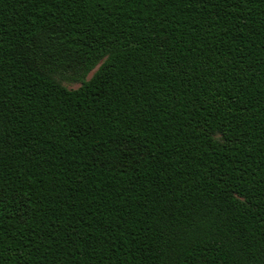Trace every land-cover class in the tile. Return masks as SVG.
Wrapping results in <instances>:
<instances>
[{"label":"trees","instance_id":"trees-1","mask_svg":"<svg viewBox=\"0 0 264 264\" xmlns=\"http://www.w3.org/2000/svg\"><path fill=\"white\" fill-rule=\"evenodd\" d=\"M0 264H264V0H0Z\"/></svg>","mask_w":264,"mask_h":264},{"label":"rangeland","instance_id":"rangeland-1","mask_svg":"<svg viewBox=\"0 0 264 264\" xmlns=\"http://www.w3.org/2000/svg\"><path fill=\"white\" fill-rule=\"evenodd\" d=\"M97 68H95L93 71H91L87 76H86V80L90 79L93 75V73L95 72ZM62 83L65 87L69 88V89H76L79 88L81 86V82L78 80H74L72 78L69 79H64L62 80Z\"/></svg>","mask_w":264,"mask_h":264}]
</instances>
